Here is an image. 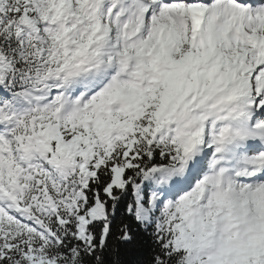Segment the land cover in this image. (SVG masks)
<instances>
[{
    "label": "snow or ice",
    "instance_id": "obj_1",
    "mask_svg": "<svg viewBox=\"0 0 264 264\" xmlns=\"http://www.w3.org/2000/svg\"><path fill=\"white\" fill-rule=\"evenodd\" d=\"M0 264H264V0H0Z\"/></svg>",
    "mask_w": 264,
    "mask_h": 264
}]
</instances>
